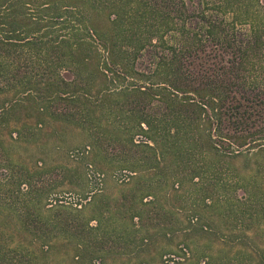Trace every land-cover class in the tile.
Returning a JSON list of instances; mask_svg holds the SVG:
<instances>
[{
	"label": "trees",
	"instance_id": "obj_1",
	"mask_svg": "<svg viewBox=\"0 0 264 264\" xmlns=\"http://www.w3.org/2000/svg\"><path fill=\"white\" fill-rule=\"evenodd\" d=\"M98 113L191 179L243 157L263 163L264 0H0V264H22L12 221L54 237L29 230L31 216L52 223L43 212L53 207L12 149L47 119L83 126ZM221 254L196 264H222Z\"/></svg>",
	"mask_w": 264,
	"mask_h": 264
},
{
	"label": "rangeland",
	"instance_id": "obj_2",
	"mask_svg": "<svg viewBox=\"0 0 264 264\" xmlns=\"http://www.w3.org/2000/svg\"><path fill=\"white\" fill-rule=\"evenodd\" d=\"M102 114L83 126L47 119L34 135H25L22 147L12 149L27 160L36 197L53 207L44 217L54 218L50 224L29 219V230L35 226L39 236H54L47 242L9 220L12 248L18 242L24 247L12 253L16 261L196 264L197 255L222 253V264H264V199L249 193L264 198V162L243 157L220 164L212 178L191 179L164 163L158 166L145 148H132L127 143L132 132ZM134 140L148 141L140 134ZM136 212L141 217L132 219ZM238 248L249 251L237 255Z\"/></svg>",
	"mask_w": 264,
	"mask_h": 264
}]
</instances>
